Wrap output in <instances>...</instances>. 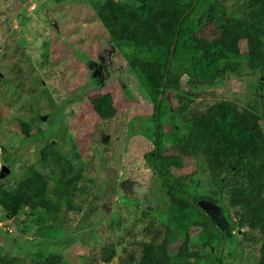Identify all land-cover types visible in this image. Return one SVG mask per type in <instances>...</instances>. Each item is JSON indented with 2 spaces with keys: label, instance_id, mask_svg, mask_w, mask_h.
Here are the masks:
<instances>
[{
  "label": "rangeland",
  "instance_id": "1",
  "mask_svg": "<svg viewBox=\"0 0 264 264\" xmlns=\"http://www.w3.org/2000/svg\"><path fill=\"white\" fill-rule=\"evenodd\" d=\"M89 1L0 0V154L9 168L0 172V182L24 178L28 165L39 166L48 144L83 173L75 209L56 220L28 207L15 216L0 207V257L12 258L11 264H33L51 254H60L64 264H122L127 250L138 257L140 243L151 239L145 227L168 219L173 180L156 171L150 156L158 138L160 148L171 147L185 135L186 114L218 99L254 109L264 128V78L244 59L238 71L224 70L210 82L182 75L178 91L186 95L187 110L180 112V103L166 92L156 120L153 97L121 49L134 47L108 34ZM217 2L224 15L243 16L245 0ZM101 93L112 95L116 115L110 119H100L89 105V96ZM21 121L31 127L28 137ZM193 158L178 176L200 197L198 206L224 242L219 261L212 256L191 264L249 262L255 232L240 225L235 208L202 175L200 157ZM182 230L193 238L198 228L188 224ZM181 244L178 239L171 247ZM111 250L113 257L104 262Z\"/></svg>",
  "mask_w": 264,
  "mask_h": 264
},
{
  "label": "trees",
  "instance_id": "2",
  "mask_svg": "<svg viewBox=\"0 0 264 264\" xmlns=\"http://www.w3.org/2000/svg\"><path fill=\"white\" fill-rule=\"evenodd\" d=\"M89 3L116 42L134 47L121 49L129 67L139 74L153 97L154 109L158 110L156 120L166 92L180 103V112L187 110L186 95L178 91L184 74L190 81L210 82L224 70L238 71L244 59L250 70H258L264 78V0H245L240 18L224 15L217 0ZM88 102L102 120L116 115L110 93L89 96ZM20 124V130L28 137L31 127L23 121ZM157 124L161 126L160 121ZM184 124L183 137L165 149L160 148L158 138L150 154L156 171L173 180L167 190L168 219L158 225L151 221L145 227L151 239L140 243L139 256L127 250L120 262L191 264L212 256L219 261L224 235L198 206L200 197L193 196L178 176L180 168L197 154L202 175L217 186L215 194L225 197L235 208L241 226L255 232L252 243H257L256 250L245 264H264V128L259 115L235 100L218 99L203 110H190ZM26 172L17 182H0L3 211L15 216L22 207H28L44 219L56 220L67 210L75 209V197L83 188V173L55 145L43 147L39 166L28 165ZM188 224L198 228L193 238L182 230ZM178 239L182 244L172 248ZM113 254L111 250L103 261L109 262ZM11 263L12 258L0 257V264ZM33 264H64V260L60 254H51Z\"/></svg>",
  "mask_w": 264,
  "mask_h": 264
},
{
  "label": "water",
  "instance_id": "3",
  "mask_svg": "<svg viewBox=\"0 0 264 264\" xmlns=\"http://www.w3.org/2000/svg\"><path fill=\"white\" fill-rule=\"evenodd\" d=\"M0 164H2L1 165L0 172H1L2 175H5L6 173L9 172V168L4 163H2V161H1V154H0Z\"/></svg>",
  "mask_w": 264,
  "mask_h": 264
}]
</instances>
